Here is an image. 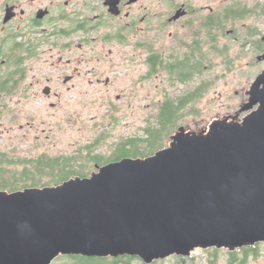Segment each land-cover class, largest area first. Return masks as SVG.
<instances>
[{
  "label": "water",
  "instance_id": "obj_1",
  "mask_svg": "<svg viewBox=\"0 0 264 264\" xmlns=\"http://www.w3.org/2000/svg\"><path fill=\"white\" fill-rule=\"evenodd\" d=\"M246 94L240 120L215 119L199 132L179 126L146 157L0 190V264H51L59 255L150 264L197 247L264 242V68Z\"/></svg>",
  "mask_w": 264,
  "mask_h": 264
},
{
  "label": "flooded vegetation",
  "instance_id": "obj_2",
  "mask_svg": "<svg viewBox=\"0 0 264 264\" xmlns=\"http://www.w3.org/2000/svg\"><path fill=\"white\" fill-rule=\"evenodd\" d=\"M226 1L1 0L0 135L4 144L8 146L16 134L12 124L19 122L20 114H27L22 105L39 92L57 97L60 84L70 91L80 77L87 78L91 86L120 81V50L124 48H131L132 59L141 66L140 80L161 76L162 82L172 85V65L180 63L178 57L186 56L190 48L206 47L210 40L206 39L208 24L210 34L220 43L226 31L219 29L222 11L237 5H224ZM6 10L11 16L3 22ZM181 90L178 94L187 93ZM167 91L156 102V112L172 96ZM116 98L120 100V93ZM33 126L32 122L26 127L20 123L19 130H24L21 137ZM261 243L232 250L214 246L203 249L210 264H217L218 258L225 264H253L254 256H264L253 249Z\"/></svg>",
  "mask_w": 264,
  "mask_h": 264
},
{
  "label": "rangeland",
  "instance_id": "obj_3",
  "mask_svg": "<svg viewBox=\"0 0 264 264\" xmlns=\"http://www.w3.org/2000/svg\"><path fill=\"white\" fill-rule=\"evenodd\" d=\"M233 3L237 4L234 10L243 15L228 21L218 43L219 47H228L226 55L230 56L231 62L216 55L207 61L202 73L194 80L170 85L166 80L162 82L161 76L150 81L140 80L138 68L141 69V66L132 59L131 48H124L120 50V81L91 86L87 78L80 77L75 81L76 87L70 91L66 90V85L60 84L57 97H46L39 92L22 105L27 114H20L19 122L12 124L16 134L13 133L8 146L4 144V136L0 135L3 139L0 148L5 152L9 149L8 153L19 156L34 157L40 153L84 155L87 145H90L93 153L110 156L121 139L142 135L146 123L156 114V102L162 98L165 89L167 94L174 96L180 89L184 93L194 89L203 80L208 82L206 90L193 103L185 106L182 110L185 115L178 121L177 127L199 132L215 119L234 117L240 120L246 112L236 116L237 110L246 100V91L252 81L264 68V60L257 59L264 50V0H228L224 5ZM250 29L253 42L243 37ZM235 36L240 37L235 40ZM77 54L76 51V57ZM81 67L85 68L84 65ZM118 93L120 100L116 98ZM27 122H32L34 126L28 129L25 137H21L24 130L20 131L18 126L21 123L26 127ZM175 130L177 128L173 133ZM169 142L170 136H167L165 145ZM98 165L90 164L88 174L95 171ZM256 249L264 253V243ZM205 251L198 248L189 257L172 255L150 264H210L205 259ZM139 261L130 260V263L145 264L141 259ZM217 264H225V260L218 258ZM253 264H264V256L260 253L254 256Z\"/></svg>",
  "mask_w": 264,
  "mask_h": 264
},
{
  "label": "trees",
  "instance_id": "obj_4",
  "mask_svg": "<svg viewBox=\"0 0 264 264\" xmlns=\"http://www.w3.org/2000/svg\"><path fill=\"white\" fill-rule=\"evenodd\" d=\"M241 15L243 14H238L232 7L222 11L219 22L221 32L225 30L230 19H236ZM206 29V33H208L206 39L210 38L206 47L190 48L186 56L178 57L180 63L172 65L173 70L170 71L172 79L170 82L184 83L194 80L196 76L202 73L207 61L216 55H221L224 61L231 62L230 56L226 55L228 47H219L214 35L210 34L209 24ZM251 36H253L252 29L243 34L246 41L249 38L251 39ZM239 37L237 36V39ZM254 44L256 45V43ZM198 84L194 89L187 91L186 94H176L168 97L159 108V111L146 123L142 135L121 139L110 156L93 153L90 145H87V153L84 155H48L40 153L34 157H26L0 151V190L14 191L25 187H43L58 184L70 177L88 176V170L92 163L102 165L124 157H146L153 154L158 149L166 146L167 136H170L173 130L178 128V121L185 115L182 110L186 105L193 103L206 90L208 82L203 80L199 81ZM255 246L254 250L257 248ZM130 260L139 261L140 258L128 255L117 257L59 255L51 264H131Z\"/></svg>",
  "mask_w": 264,
  "mask_h": 264
}]
</instances>
